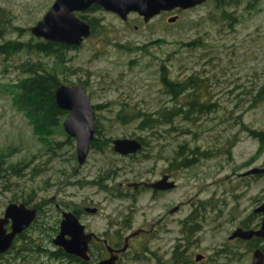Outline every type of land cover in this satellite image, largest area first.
<instances>
[{
  "label": "rangeland",
  "instance_id": "1",
  "mask_svg": "<svg viewBox=\"0 0 264 264\" xmlns=\"http://www.w3.org/2000/svg\"><path fill=\"white\" fill-rule=\"evenodd\" d=\"M53 1L0 0V31L6 28L0 33V43L6 38L35 36L29 27L43 17ZM238 2L227 5L237 16L231 24L222 17L216 0L158 14L148 22L137 12L123 19L102 6L78 11L89 18L98 17V25L82 44L67 50L69 67L60 72L61 79L86 86L101 122L100 136L144 138V149L136 156H124L110 146L91 148L80 164L75 137L69 140L67 132L58 128L54 137L61 142L51 148L46 143L50 140L40 139L11 95L0 92V150H12L2 163L7 169L0 171V216L11 201L28 199L29 205L40 209V220L4 253L5 262L82 264L51 252L58 250L52 226L59 225L61 210L79 208L81 220L96 232L107 228L111 232L124 219L133 224L126 233L161 220L157 233L133 240L120 264H162L177 241L189 239L191 261L182 264H250L253 252L247 240L230 239L229 235L264 200V172L241 174L252 166H264V145L259 151L260 140L237 122L241 116L248 127L264 128V102H253V94L264 82V0ZM174 14L177 19L169 21ZM16 26L24 27L23 34ZM143 45L149 51L133 48ZM39 57L50 64L54 61L53 56L28 51L7 58L2 55L0 81H16L26 74L16 65ZM162 63L172 78L195 75L201 98L215 106L195 121L178 117L153 130L139 126L142 116L126 123L119 120L122 108L156 113L173 105L176 100L159 76ZM185 141L202 150H216V154L201 157L189 167H175L174 152ZM17 162L24 165L21 174L9 169ZM116 167V173L104 180L112 185V192L120 181L157 178L164 170L172 172L177 186L156 199L151 190L142 192L137 200L120 197L97 183L101 175ZM199 201H205V208L199 207L202 228L183 239L180 219L197 208ZM176 204L180 208L170 212ZM87 205L99 209L90 212L84 209ZM260 219V213L255 215L253 226ZM197 252L204 257L196 260Z\"/></svg>",
  "mask_w": 264,
  "mask_h": 264
},
{
  "label": "trees",
  "instance_id": "2",
  "mask_svg": "<svg viewBox=\"0 0 264 264\" xmlns=\"http://www.w3.org/2000/svg\"><path fill=\"white\" fill-rule=\"evenodd\" d=\"M217 7L221 8L222 17L229 19L230 24L237 20V16L234 14L233 10H229L227 5L239 3L238 0H216ZM251 3L248 2L249 6ZM100 5L93 4L91 9L99 8ZM81 17L88 20L92 24V33L96 31L98 25V17H87L88 14L78 12ZM16 29L23 34L24 27L16 26ZM6 28H2L0 33L3 34ZM191 44L190 42H187ZM120 47H126L125 44L116 42ZM147 45V44H146ZM143 46H135L133 48H142L143 51H149V49ZM73 46L67 45L65 43L46 40L44 38H38L36 36H31L28 39L20 38H6L0 43V57L3 55L5 58L13 55L14 53L20 51L36 52L37 54L53 56L54 61L52 64L47 63L43 58L39 57L37 60H32L28 58L21 61L16 66L21 68L26 74L19 77L16 81H0V92L5 94H10L14 105L21 110L27 117L29 123L33 124L34 130L40 136V139L50 140L46 143L51 145V148H57V143L61 142L59 139H55L54 134L58 128L62 131L63 120L68 114V110L60 107L56 101V89L61 84L64 83L61 79L60 72H64L69 66L66 65L67 55L66 52L69 48ZM130 49V48H126ZM132 49V48H131ZM160 79L165 86V89L172 93L173 98L176 100L171 107L165 106L159 109L156 113L142 111V110H131L122 108L118 112V119L123 122H130L136 120L142 116L139 121V126L142 128H151L152 130L158 125L165 123H172L176 118L181 117L184 120L195 121L204 112L215 106L216 103H209L201 98L202 89L199 84V80L195 75L189 76L185 79H175L170 76L166 64L162 63L159 68ZM180 96H184L185 99L182 100ZM253 102L255 104L264 102V82L261 83L253 94ZM200 114V115H199ZM237 120L241 123L242 129L247 130L253 137L260 140L259 151L262 150L264 145V128H254L248 127V124L244 123L241 119ZM101 122L96 118V135L92 141L91 148L101 149L104 147H113L112 137L107 135H102L100 131ZM68 134V133H67ZM69 140H73L71 135H67ZM141 136H139L140 138ZM143 139V137H141ZM233 145V143L231 144ZM179 148L175 150V159L172 164L175 167H189L195 164L201 157H209L216 154V150H211L210 148L200 149L199 145L192 147L187 141L178 145ZM113 149V148H112ZM217 149V148H216ZM12 150L8 151L0 150V171L7 169V167L2 166V163L11 154ZM132 155V154H131ZM177 159H180L177 161ZM23 166L20 162L12 163L10 165V170L15 174H21L23 171ZM110 169L104 176L115 173L119 168L116 167ZM263 173V172H262ZM255 175V173H253ZM259 175L258 173H256ZM105 180V179H104ZM101 182V181H100ZM28 202V199H24ZM205 204V203H204ZM205 206V205H204ZM80 209L76 210L79 213ZM261 214V213H260ZM259 215L258 213L252 212L243 220L246 226H249L252 222L251 217ZM192 222V221H191ZM192 224V223H191ZM189 234L193 232L194 229L198 230L200 224H188ZM54 230H58V225L52 226ZM195 230V231H196ZM23 234L21 237H25ZM258 239L257 237H255ZM52 253H56L57 256H67L70 258H75L73 255H69L62 247H59L57 251L51 250ZM184 250L180 251L178 248L174 250L172 259L175 262H179L184 258ZM4 253H0V264H14L11 263L12 260L5 262L2 258Z\"/></svg>",
  "mask_w": 264,
  "mask_h": 264
},
{
  "label": "water",
  "instance_id": "3",
  "mask_svg": "<svg viewBox=\"0 0 264 264\" xmlns=\"http://www.w3.org/2000/svg\"><path fill=\"white\" fill-rule=\"evenodd\" d=\"M206 0H54L42 18L30 26L31 32L37 37L46 40L57 41L67 45H80L92 33L91 23L81 17L78 11L90 8L98 4L103 8L118 13L122 18H127L129 13L136 11L143 15L148 21L163 10L175 8L187 9L196 6ZM178 15L169 17V21H175ZM56 101L58 105L68 110L63 120L65 131L76 138L77 156L79 163L86 161L91 148V142L96 131L95 105L86 86L81 83H61L56 89ZM114 149L122 154L134 153L142 148V142L138 137H115L113 139ZM264 172V166H252L242 175ZM165 174L155 182L130 181L127 185H139L145 183L158 188H172L176 180L169 179ZM87 210L96 211V207H86ZM256 212H262L261 225L259 227L245 228L238 226L230 238L239 236L251 238L253 236L264 237V200L255 207ZM37 208L28 206L25 202H10L0 217V252H6L11 246L15 235L27 227L37 215ZM60 231L54 237V242L63 246L68 253H76L89 259V241L93 232L85 231V224L80 221L79 216L71 209H62ZM11 221V229L6 224ZM134 234V233H132ZM69 235V236H68ZM127 246V245H126ZM123 247L122 249L126 248ZM108 248L113 251L111 246ZM118 249V250H122ZM117 254L100 260L97 264H115ZM201 254L197 258H201ZM250 264H264V249L255 247Z\"/></svg>",
  "mask_w": 264,
  "mask_h": 264
},
{
  "label": "flooded vegetation",
  "instance_id": "4",
  "mask_svg": "<svg viewBox=\"0 0 264 264\" xmlns=\"http://www.w3.org/2000/svg\"><path fill=\"white\" fill-rule=\"evenodd\" d=\"M180 8H175V9H172V10H163L162 12H160L159 14H167L168 12H172V11H176V10H179ZM182 10V9H180ZM132 12H136V11H132ZM138 13V12H137ZM45 14V13H44ZM118 14V13H117ZM131 14V12L129 13ZM139 14V13H138ZM119 15V14H118ZM140 17H142L141 19H143L144 21L145 18L143 15L139 14ZM158 15V14H157ZM175 15V14H174ZM120 16V15H119ZM156 16V15H155ZM172 16V15H171ZM121 17V16H120ZM129 17V15H128ZM127 17V18H128ZM125 18V19H127ZM153 18V17H152ZM151 18V19H152ZM124 19V18H123ZM151 19H149L148 21H150ZM39 20V19H38ZM169 20V18H168ZM146 21V22H148ZM92 25V24H91ZM137 26V25H136ZM30 29V27H29ZM93 29V28H92ZM31 31V30H30ZM33 34V33H32ZM34 35V34H33ZM36 36V35H35ZM37 37V36H36ZM38 38H43V37H38ZM70 46H78V45H70ZM65 83V82H64ZM69 84V83H68ZM96 135V133H95ZM73 137V136H72ZM95 137V136H94ZM139 138V137H138ZM76 139V138H75ZM114 139V138H113ZM113 139H112V144H113ZM140 141L142 142V148L139 149L138 151L134 152V153H129V154H122L120 152V154L124 155V156H136L137 153H139L140 151H142L144 149V146H145V140L144 138L141 139V137L139 138ZM94 140V138H93ZM92 140V141H93ZM91 147H92V142H91ZM114 149V145L112 147ZM91 149V148H90ZM115 152H117L115 149H114ZM78 158V156H77ZM83 164V163H82ZM116 173V172H115ZM115 173H111L110 175H107L106 177L104 175H101V178L99 179V181H97V183L99 184L100 187H103L105 188V190L109 189L111 191V187L112 185H109V184H105V181L104 179L106 180V178L110 177L111 175H114ZM165 174H169V179L172 180V179H175L173 178V174L171 171L169 170H164V172H162L161 176L160 177H140V179H131L130 181H147V182H155L159 179H161ZM101 181V182H100ZM130 181H126V182H123V181H120L118 182V187L116 189V192H112L113 194L115 193V195L117 196H120V197H123V196H129L131 197L132 199H138L137 197L139 195L142 194V192H145L146 190H151L152 191V196L154 199H156V197H159L161 195H165L166 193L172 191L176 186H177V181H176V185L172 188H158L154 185H147L145 183H141L139 185H127L126 183L127 182H130ZM130 190H133L132 192ZM13 202V201H11ZM16 202H22V201H16ZM25 202V201H23ZM10 203V202H9ZM8 203V204H9ZM28 206H31L28 204V202H25ZM205 201H199V204H198V207L195 208L194 210H192V212L190 214H188L186 217L184 218H181L180 221L182 223V231H183V239H189L191 237V235H193L194 233H196L198 230H200L202 228V224H201V216H202V213H200V208L204 207L205 208ZM7 204V205H8ZM40 206V205H39ZM59 206V205H58ZM88 206V205H87ZM87 206H85V210H87ZM180 204H176L175 206H173L171 209H170V212H174V211H177L179 208H180ZM7 207V206H6ZM5 207V209H6ZM32 207H36L37 208V215L36 217L32 220V222L27 226L25 227L22 231L18 232L15 237H14V240L11 244V246L6 250L9 251L11 248H13V246L16 244V241L18 239H20V237L23 235V234H26L27 235V230H29L33 224H35L37 221H39V213H40V209L37 205H34ZM90 207H96V211L99 209L98 206L94 205V206H90ZM200 207V208H199ZM79 208H74V209H71L73 210L80 218V211L79 213L76 212V210H78ZM81 210V209H80ZM87 211H90V210H87ZM96 211H90V212H96ZM255 211V210H254ZM5 212V210H4ZM256 212V211H255ZM61 213H62V210H61ZM258 213V212H257ZM261 213V219H262V212H259ZM4 215V213L2 214ZM1 215V216H2ZM0 216V217H1ZM63 218V215L61 217V219ZM247 218V217H246ZM245 218V219H246ZM252 219V222H254L255 220V217H251ZM261 219L258 220L256 222V224H253L250 223L249 226H246L243 221V225H239V226H242V227H245V228H254V227H259L261 225ZM244 220V219H243ZM80 221L82 223H84L81 218H80ZM192 221V222H191ZM161 220L160 221H154L153 223L150 224V226H147L145 224H142V225H139L136 229L126 233V230L128 228H130L131 226H133L132 222L131 221H128L127 219H124L122 222H119L118 223V226L117 228H115L114 230H112L110 232V229L107 228V230L103 231V232H96L92 229H88L86 223L85 224V231L86 232H93V236H92V239L89 241V250H88V253H89V256L90 258L89 259H86L84 257H82L81 255L79 254H76V253H68L65 248L57 243L54 242V237L58 234V232L60 231V224H61V220L59 222V225H58V230H55L57 233L56 235L52 238L53 239V242L58 246L57 248L59 247H62L69 255H73L75 258V260H79V262H81L82 264H97L100 260L104 259V258H108L111 256V254H117V258H116V262L115 264H120L121 263V260L123 258V256L131 249V247L133 246V240H135L136 238L140 237V236H144V235H153L155 233H157L160 228L162 227L161 224ZM200 224V228L198 230L194 229L193 232H190V234L187 232L190 228L188 226V224L192 225V224ZM8 230H12L11 229V221L9 223L6 224ZM238 227V226H237ZM236 227V228H237ZM235 228V229H236ZM234 229V230H235ZM196 230V231H195ZM233 230V231H234ZM232 231V232H233ZM231 232V233H232ZM134 233V234H132ZM230 233V234H231ZM25 235V236H26ZM69 236V235H68ZM255 237H257L258 239H256ZM229 238H230V235H229ZM235 238H239L240 240H247L248 244H249V248L252 249V252L254 251V248L255 247H262L264 249V237L261 238V237H258V236H253L251 238H243V237H239V236H236V237H233V238H230V239H235ZM190 242V239L189 240H186V242H182V241H177V243L175 244V247L173 249V252H172V255L170 256L169 259H166L163 261L162 264H182V263H186V262H189L191 261V257H190V253H189V245L188 243ZM127 245V246H126ZM108 246H111L113 248V251H111ZM125 249H122L123 247H125ZM178 248L180 251L184 250V258L182 260H180L179 262H175L173 259H172V256H173V253H174V250ZM118 249H122V250H118ZM226 249V248H225ZM224 249V250H225ZM56 251V250H55ZM104 252V253H103ZM0 253H5V252H0ZM198 254H201V258H197V255ZM94 255L97 256V259L94 261ZM102 255V256H101ZM67 257V256H65ZM204 257V254L201 253V252H197L196 255H195V259L196 260H200ZM252 258H253V255H252ZM171 259V260H170ZM93 260V261H92ZM252 261V260H251ZM251 263V262H250Z\"/></svg>",
  "mask_w": 264,
  "mask_h": 264
}]
</instances>
